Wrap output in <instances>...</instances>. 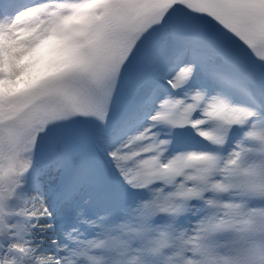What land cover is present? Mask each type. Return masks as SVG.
<instances>
[{
    "label": "snow or ice",
    "instance_id": "snow-or-ice-1",
    "mask_svg": "<svg viewBox=\"0 0 264 264\" xmlns=\"http://www.w3.org/2000/svg\"><path fill=\"white\" fill-rule=\"evenodd\" d=\"M0 264H264V0H0Z\"/></svg>",
    "mask_w": 264,
    "mask_h": 264
}]
</instances>
